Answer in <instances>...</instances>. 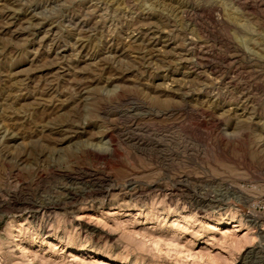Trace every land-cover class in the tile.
<instances>
[{
  "label": "rangeland",
  "instance_id": "374dc122",
  "mask_svg": "<svg viewBox=\"0 0 264 264\" xmlns=\"http://www.w3.org/2000/svg\"><path fill=\"white\" fill-rule=\"evenodd\" d=\"M239 198L264 0H0V264H264Z\"/></svg>",
  "mask_w": 264,
  "mask_h": 264
},
{
  "label": "bare ground",
  "instance_id": "6f19581e",
  "mask_svg": "<svg viewBox=\"0 0 264 264\" xmlns=\"http://www.w3.org/2000/svg\"><path fill=\"white\" fill-rule=\"evenodd\" d=\"M239 202H238V205L240 206V208H241V217L243 218V220L244 221H251V222H253V224H254V221H253V219H251V220H249V218H247V220L244 218V217H247V215L249 214V212L246 210V206H245V204H244V202H242L241 200H240V198H239V200H238ZM210 202H212V201H210ZM210 205V204H209ZM207 206V205H206ZM208 207V206H207ZM26 208V207H25ZM37 209H32L31 211H29V213L31 214V217H32V219H34V218H36V217H38L39 215H38V211L40 210V207H39V210H38V207H36ZM239 209V208H238ZM44 210V209H43ZM240 210V209H239ZM21 211V210H20ZM19 211V212H20ZM38 215V216H37ZM224 218H218V221H222ZM241 221V220H240ZM253 224H251V225H253ZM241 225H243L242 223H237V224H235V225H232L231 226V228H230V230H229V232L230 233H239V232H241L242 231V229H241ZM255 225V224H254ZM258 225L260 226V227H258L257 229H260V230H258L255 234H253V236L251 235V236H248V235H246L247 233H245V234H243V235H241V236H238V234H235L236 236H235V238L234 239H232L231 240V242L228 244L229 246H232V247H234V248H240L241 247V245H243L244 243H247V242H252L255 238H257V237H259L260 239H261V241H263L264 242V233H263V230H264V224L262 223H258ZM247 227H249V226H247ZM246 228V227H245ZM261 241H260V243H261ZM262 244V243H261ZM264 244V243H263ZM262 247V246H261ZM264 247V246H263ZM259 251V250H258ZM198 257V256H197Z\"/></svg>",
  "mask_w": 264,
  "mask_h": 264
},
{
  "label": "built area",
  "instance_id": "2783aa9c",
  "mask_svg": "<svg viewBox=\"0 0 264 264\" xmlns=\"http://www.w3.org/2000/svg\"><path fill=\"white\" fill-rule=\"evenodd\" d=\"M246 210L249 212L247 217L253 219L255 225L264 223V200L251 202Z\"/></svg>",
  "mask_w": 264,
  "mask_h": 264
}]
</instances>
